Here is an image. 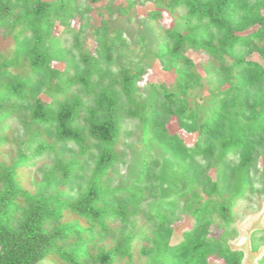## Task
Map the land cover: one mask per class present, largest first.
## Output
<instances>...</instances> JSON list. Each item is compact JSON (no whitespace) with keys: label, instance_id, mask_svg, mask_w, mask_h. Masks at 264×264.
Masks as SVG:
<instances>
[{"label":"trees","instance_id":"16d2710c","mask_svg":"<svg viewBox=\"0 0 264 264\" xmlns=\"http://www.w3.org/2000/svg\"><path fill=\"white\" fill-rule=\"evenodd\" d=\"M104 1L118 0H0V264H242L243 251L229 245L235 206L264 196V0H122L109 8L131 23L138 6L154 5L146 18L163 33L159 61L173 91L139 85L142 66L115 70L125 40L104 14L92 29L96 48L86 52L82 32ZM75 18L83 20L78 32ZM190 51L205 61L198 66ZM205 89L208 106L196 101ZM127 120L145 152L138 175L113 187ZM172 122L196 135L193 146ZM188 216L191 226L173 244Z\"/></svg>","mask_w":264,"mask_h":264},{"label":"rangeland","instance_id":"374dc122","mask_svg":"<svg viewBox=\"0 0 264 264\" xmlns=\"http://www.w3.org/2000/svg\"><path fill=\"white\" fill-rule=\"evenodd\" d=\"M122 0L117 2L104 1L94 4L92 11L89 13V26L82 32V46L86 52L93 53L96 48V39L93 36L92 29L99 21V14L105 19H109V26L112 30L123 33L124 44H120L115 57V70L126 68L131 72H136L140 66L145 68V74L139 81V85H158L163 91H173L175 89V80L171 72L162 68L159 61L160 38L163 36L157 23L148 20V13L155 9L153 4L140 5L136 9L135 17L130 23L125 18L107 15L109 8L115 12L121 7ZM111 17V18H110ZM83 20L75 18L70 24L73 32H78L80 23ZM65 27L57 25L56 34L62 35L67 46H73V36L67 35ZM74 34V33H73ZM2 50L9 48V43L1 41ZM188 56L199 63L204 62L202 56L190 51ZM252 59L260 61L257 56ZM262 62V61H261ZM264 65V63H263ZM55 69H64V63L59 60L54 61ZM199 71L205 77L204 71L199 67ZM210 100L208 90H203L197 103L207 105ZM123 131L120 137L118 150L126 153V159L117 167V173L113 175V187L125 186L134 177L138 175L140 163L144 155V145L142 143L141 134L138 125L134 121L127 120L122 125ZM171 131L176 132L188 146H193L196 135H189L182 130L176 128L174 122L169 126ZM165 166V165H164ZM170 167L165 166L161 175V185L164 189L165 196H169L173 191L170 188ZM236 219L234 222V234L229 241L232 249L241 250L244 253L242 264H264V241L260 237H264V196L254 195L252 199L243 200L235 206ZM192 219L190 216L175 226L172 243L176 244L181 241L182 232L191 226ZM219 233V232H217ZM253 240L258 244V249L253 250ZM38 264H58L50 259H46ZM211 264H222L220 261L211 260Z\"/></svg>","mask_w":264,"mask_h":264}]
</instances>
